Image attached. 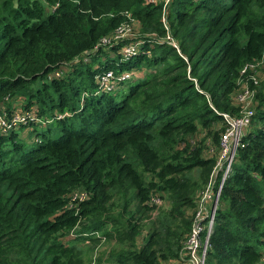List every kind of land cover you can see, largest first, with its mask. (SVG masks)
Returning <instances> with one entry per match:
<instances>
[{
	"label": "trees",
	"instance_id": "trees-1",
	"mask_svg": "<svg viewBox=\"0 0 264 264\" xmlns=\"http://www.w3.org/2000/svg\"><path fill=\"white\" fill-rule=\"evenodd\" d=\"M163 5L0 0V111L39 120L0 131V264H88L104 241L114 246L95 264H181L243 82L251 115L205 264H264V0H169L166 25ZM128 16L137 35L100 45ZM107 72L130 77L105 91ZM19 129L35 133L29 145Z\"/></svg>",
	"mask_w": 264,
	"mask_h": 264
},
{
	"label": "built area",
	"instance_id": "built-area-1",
	"mask_svg": "<svg viewBox=\"0 0 264 264\" xmlns=\"http://www.w3.org/2000/svg\"><path fill=\"white\" fill-rule=\"evenodd\" d=\"M156 2L157 0H153ZM169 0L163 3V15L161 17L162 22L165 24V7ZM136 20L128 16V21L121 24L110 36L104 37L100 40V45L110 46L112 43L123 41L130 37L133 25ZM167 28V26H166ZM173 47L177 48L176 42L167 33L163 39ZM139 42L127 43L121 48V53L125 58L135 54L138 48ZM98 49V45L94 50ZM179 51V50H178ZM90 52V51H89ZM246 67H253L251 64L245 65L241 69L243 73ZM59 75V72H56ZM130 77L128 73H122L121 75L114 77L112 72H107L104 75H97L96 79L105 91H111L114 88V83L126 80ZM254 84L255 78H252ZM241 89L237 92L236 100L239 104V110L237 116H232L229 113H223V119L226 124L224 132H222L219 141V154L215 165L210 173L209 179L201 189L197 202L196 209L193 213L191 227L186 239L183 242L180 252L181 264H205L207 249L209 246V238L213 227L215 211L217 208L218 199L221 193V189L225 178L227 177L231 162L237 151L238 147L242 146L241 136L243 135L244 128L249 122L251 115L250 102L252 97V91L243 82ZM3 115H7L5 111H0V131L5 132L7 129H15L21 124H28L29 121H39L30 112L15 111L11 117L2 118ZM218 173L220 178L217 180ZM84 193H74L73 199H84Z\"/></svg>",
	"mask_w": 264,
	"mask_h": 264
},
{
	"label": "rangeland",
	"instance_id": "rangeland-1",
	"mask_svg": "<svg viewBox=\"0 0 264 264\" xmlns=\"http://www.w3.org/2000/svg\"><path fill=\"white\" fill-rule=\"evenodd\" d=\"M166 0H157L158 3L160 2H163L165 3ZM51 10V8H50ZM137 23H135L132 27V31L130 33V37L126 38V39H133L137 33H138V25H136ZM260 65V63H257V68L258 70L260 69L258 66ZM257 69H256V73L253 75V77L256 76V79H257V76H259V72H257ZM66 70H69L67 67H64L61 69V73L55 77H59V76H62L64 74V72ZM260 71V70H259ZM238 83V82H237ZM240 85V84H239ZM21 102L20 101H15L14 102V106L13 108L16 109V108H20V105ZM4 111V110H3ZM16 112L19 111V110H15ZM7 115H3L2 118H6ZM77 126V124L75 125ZM36 129V132L38 133H41L43 131V127L42 126H37L35 127ZM49 131H47V136L50 137V138H56L60 135V129L58 128L56 122H53V123H50L49 124ZM26 130L24 129H19L17 132L20 133V135L22 136V138L25 140V142L29 145L33 140H34V137H35V133L34 132H31V131H26V133H24ZM40 137V135L38 136ZM209 179V178H208ZM164 204V203H163ZM138 240L140 241V238H138ZM86 242V241H85ZM83 243L84 245H86L87 243ZM78 244V243H77ZM114 246V243L112 241H104L102 243H99L97 244L96 246H92V250H91V253H90V256H89V259H88V264H95L97 258L100 256L102 258H106L107 257V252ZM257 249L263 251L264 250V247L262 245H257Z\"/></svg>",
	"mask_w": 264,
	"mask_h": 264
}]
</instances>
